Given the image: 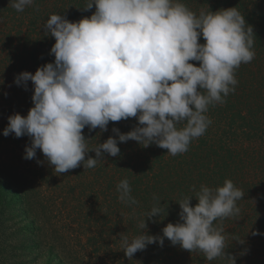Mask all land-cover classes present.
I'll use <instances>...</instances> for the list:
<instances>
[{"label": "clouds", "instance_id": "9594fccd", "mask_svg": "<svg viewBox=\"0 0 264 264\" xmlns=\"http://www.w3.org/2000/svg\"><path fill=\"white\" fill-rule=\"evenodd\" d=\"M9 4L22 12L34 0ZM93 5L95 12L79 21L61 14L46 19L41 28L55 38L49 52L54 61L34 74L14 76L13 83L25 90L31 81L33 106L26 116L10 115L3 135L29 137L23 158L34 159L40 150L60 174L81 165L94 168L105 154L118 157V143L129 140L143 147L155 144L172 156L187 152L211 124L209 106L225 102L238 83L235 70L254 59L253 27L236 7L197 14L180 0H88L84 10ZM130 118L138 122L132 130L121 133L113 127L115 136L89 149L86 127L106 132L109 122ZM192 190L198 203L190 204L193 196L177 202L179 221L163 227L162 235L148 233L146 221L166 212L153 195L155 203L139 219V234H119L129 260L149 245L163 247L166 238L172 246L202 252L208 261L220 257L236 264L226 252L224 228L216 222L240 214L237 201L243 192L230 179L215 188L201 184L198 191L193 185ZM116 191L121 203H138L128 179L120 180Z\"/></svg>", "mask_w": 264, "mask_h": 264}, {"label": "trees", "instance_id": "16d2710c", "mask_svg": "<svg viewBox=\"0 0 264 264\" xmlns=\"http://www.w3.org/2000/svg\"><path fill=\"white\" fill-rule=\"evenodd\" d=\"M180 2L197 14L236 7L253 27L255 57L235 70V91L223 104L209 106L206 115L211 124L185 153L172 156L155 144L143 147L129 140L118 143V157L105 154L94 168L81 165L60 174L40 150L34 159L23 158L29 137L3 135L10 115L26 116L33 106L31 81L25 90L13 83L14 76L24 71L34 74L39 66L54 61L49 52L55 38L41 28L51 14L79 21L90 17L95 5L84 10L88 0H34L18 12L9 0H0V210L24 205L34 221L42 214L52 225H60L52 226V242L47 245L50 254L64 255L63 264H229L220 257L208 261L202 252L172 246L166 238L163 247L149 245L129 260L119 240L120 233L130 238L139 234V219L155 203L154 194L166 212L147 220V228L151 235H162L163 227L179 221L177 202L193 196L190 204L198 203L193 185L196 191L201 184L215 188L226 179L244 194L237 201L240 214L216 222L224 228L226 252L236 257V264H264V0ZM199 42L205 43L202 37ZM190 62L199 66V62ZM137 123L135 118L109 122L106 132L99 128L90 132L86 127L83 134L91 149L115 136L113 127L127 133ZM88 156L95 158V153ZM125 178L136 205L118 199L116 185ZM53 218L61 221L56 223ZM253 231L261 234L252 235Z\"/></svg>", "mask_w": 264, "mask_h": 264}, {"label": "rangeland", "instance_id": "374dc122", "mask_svg": "<svg viewBox=\"0 0 264 264\" xmlns=\"http://www.w3.org/2000/svg\"><path fill=\"white\" fill-rule=\"evenodd\" d=\"M15 206L9 211L0 210V264H63L64 255L50 254L47 245L52 242L51 229L60 225H52L50 218L42 214L34 221L30 209ZM54 221L59 223L61 219ZM59 230L66 232V229Z\"/></svg>", "mask_w": 264, "mask_h": 264}]
</instances>
